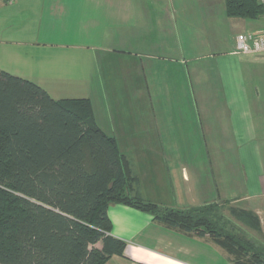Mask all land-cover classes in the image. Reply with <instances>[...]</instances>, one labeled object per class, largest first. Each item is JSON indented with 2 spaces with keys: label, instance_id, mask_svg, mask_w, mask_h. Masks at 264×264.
Wrapping results in <instances>:
<instances>
[{
  "label": "crops",
  "instance_id": "obj_1",
  "mask_svg": "<svg viewBox=\"0 0 264 264\" xmlns=\"http://www.w3.org/2000/svg\"><path fill=\"white\" fill-rule=\"evenodd\" d=\"M240 32L263 33L264 15L228 17L224 0H1L0 69L42 87L26 66L61 67L63 49L74 67L103 64L111 75L100 93L106 125L90 102L97 125L128 160L127 193L173 209L237 206L255 215L259 230L246 228L264 241V52L235 53ZM191 75L198 98H172L187 93ZM160 106L172 108L171 118L160 120ZM192 114L195 130L165 126ZM107 216L111 235L125 243L107 264H234L209 235L119 203Z\"/></svg>",
  "mask_w": 264,
  "mask_h": 264
},
{
  "label": "trees",
  "instance_id": "obj_2",
  "mask_svg": "<svg viewBox=\"0 0 264 264\" xmlns=\"http://www.w3.org/2000/svg\"><path fill=\"white\" fill-rule=\"evenodd\" d=\"M224 11L242 19L264 15L257 0H224ZM131 183L126 156L97 125L88 98L56 100L0 69V264H107L125 246L111 235L107 208L115 203L209 235L234 264H264L263 242L236 227L222 206L160 207L130 196ZM230 211L259 230L252 212Z\"/></svg>",
  "mask_w": 264,
  "mask_h": 264
},
{
  "label": "rangeland",
  "instance_id": "obj_3",
  "mask_svg": "<svg viewBox=\"0 0 264 264\" xmlns=\"http://www.w3.org/2000/svg\"><path fill=\"white\" fill-rule=\"evenodd\" d=\"M49 50L54 49H43V52H48ZM63 54H65L67 57L64 56V59H62L63 63L61 67L56 66L55 64L49 66L48 63L43 65H38V67L34 66L33 64H28L26 66V70L29 74H27L29 77H32V80L38 82L41 84V86L47 90L48 94L52 96L55 99H61V98H79L84 97L88 98L93 104L96 109V112L98 116L100 117L101 125H106V115H105V109L100 107V102L103 100V95L100 93L102 92V88L104 84L106 83L105 77L107 80L110 79L111 75L104 76L102 74L103 70V64H96V67L93 65L91 66L90 62L89 65L85 62H79V65L77 67H74L75 64L70 59L71 50H62ZM106 62V60H104ZM118 65H119V59H115L113 61V77L118 82ZM96 68V69H95ZM36 79V80H35ZM187 79V78H186ZM187 80V93L184 94L180 93L178 94L176 91L171 94L172 98H185L187 100L198 98L199 92L197 87V81L193 75L190 76ZM190 84V86H189ZM170 97L168 92L164 94H160V97ZM122 109L128 111V108ZM170 107H163L160 106L158 108V115L160 120L162 117L164 120L171 118V115L168 114V110H171ZM176 109V108H175ZM134 111V109H133ZM102 114V116H101ZM195 114H192L191 118H185L182 119V116H176L175 118L173 116L172 119L168 120V123H165V126L168 127V129L175 130L178 127H183V124L186 123L187 125H190L194 130L197 126V115L193 116ZM171 121V122H170ZM103 127V126H102ZM177 141V140H175ZM192 145L195 144V140H191ZM223 213L224 216L232 218L233 223L236 227H239L242 229L245 233L249 234L247 228L243 225V223L239 222L236 218L233 217L230 209H240L237 206H229V204H223ZM221 207V208H222ZM230 208V209H229ZM250 235V234H249ZM251 236V235H250ZM258 238V237H257ZM257 242H263L259 241ZM95 246L99 247L100 244H96Z\"/></svg>",
  "mask_w": 264,
  "mask_h": 264
},
{
  "label": "built area",
  "instance_id": "obj_4",
  "mask_svg": "<svg viewBox=\"0 0 264 264\" xmlns=\"http://www.w3.org/2000/svg\"><path fill=\"white\" fill-rule=\"evenodd\" d=\"M1 1V0H0ZM263 7L264 0H257ZM235 53L249 54L264 52V32H240L235 36Z\"/></svg>",
  "mask_w": 264,
  "mask_h": 264
}]
</instances>
